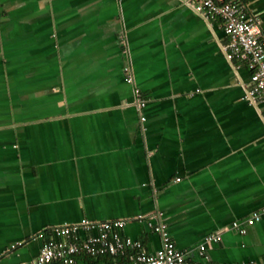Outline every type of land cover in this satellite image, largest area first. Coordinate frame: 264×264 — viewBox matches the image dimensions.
<instances>
[{"label": "crops", "instance_id": "crops-1", "mask_svg": "<svg viewBox=\"0 0 264 264\" xmlns=\"http://www.w3.org/2000/svg\"><path fill=\"white\" fill-rule=\"evenodd\" d=\"M239 1L264 28V0ZM227 41L181 0H0V264L83 219H125L155 251L137 216L159 212L192 258L205 243L213 261L264 262V214L246 223L264 208V105Z\"/></svg>", "mask_w": 264, "mask_h": 264}, {"label": "built area", "instance_id": "built-area-1", "mask_svg": "<svg viewBox=\"0 0 264 264\" xmlns=\"http://www.w3.org/2000/svg\"><path fill=\"white\" fill-rule=\"evenodd\" d=\"M206 20L220 21L228 41L222 48L230 61L236 60L245 63L251 70V86L247 97L253 103L264 105V28L262 20L248 10L239 0H181ZM133 82L130 74L128 77ZM137 106L143 108L146 99L139 88L134 89ZM144 120L145 117L142 116ZM264 214L255 211L246 223L255 224ZM138 219H148V225L158 232L162 245L155 251L148 252L143 243L122 233L127 223L125 219L96 221L83 219L77 223L55 225L51 229V237L44 238L37 257L28 264H51L60 261L63 264H76L81 256H105L113 258L104 264H264V262L247 261L241 263L217 262L209 259L206 253V244L199 247L202 259L190 257L188 252L181 250L173 240L168 224L162 219V213L150 216L139 215ZM234 227H240L234 222ZM241 232L245 229L241 228ZM220 233L210 234L206 242H219ZM124 258V259H123Z\"/></svg>", "mask_w": 264, "mask_h": 264}, {"label": "trees", "instance_id": "trees-1", "mask_svg": "<svg viewBox=\"0 0 264 264\" xmlns=\"http://www.w3.org/2000/svg\"><path fill=\"white\" fill-rule=\"evenodd\" d=\"M87 259L90 261L91 259H93V257H91V256H87ZM53 264H62V262H60V261H55Z\"/></svg>", "mask_w": 264, "mask_h": 264}]
</instances>
